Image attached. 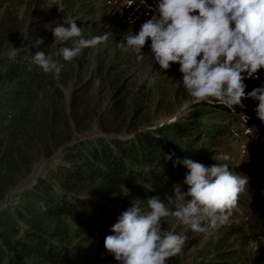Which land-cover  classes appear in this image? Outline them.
Returning <instances> with one entry per match:
<instances>
[{"label":"trees","instance_id":"1","mask_svg":"<svg viewBox=\"0 0 264 264\" xmlns=\"http://www.w3.org/2000/svg\"><path fill=\"white\" fill-rule=\"evenodd\" d=\"M77 1L63 0L60 10L48 9V0L0 3V264H118L104 247L112 225L136 199L142 209L150 197L163 201L187 171L179 164L174 167L173 161L193 160L185 156L183 145L196 142L193 132L198 127L191 124L198 115L190 116V123L177 119L137 133L151 122L144 117L145 109L157 113L163 103L152 90L124 92L123 68L131 65L132 57L108 64L97 55L92 65L98 48L85 49L72 61H62L58 76L39 71L32 62L39 51H56L51 29ZM79 1V7L86 2ZM27 3L35 5L31 11L36 15L31 23L18 24ZM75 23L86 38L98 35L96 25ZM177 80L166 77L169 102L186 93ZM107 92L108 103L99 98ZM173 152V160H165ZM40 160L46 162L45 178L28 191L29 201L15 213L2 207L10 190ZM182 251L165 264H179ZM225 258L213 264H230ZM201 264L210 263L203 259Z\"/></svg>","mask_w":264,"mask_h":264},{"label":"clouds","instance_id":"2","mask_svg":"<svg viewBox=\"0 0 264 264\" xmlns=\"http://www.w3.org/2000/svg\"><path fill=\"white\" fill-rule=\"evenodd\" d=\"M129 5H144L146 0H127ZM151 18L135 34L118 42L123 53L144 59L146 41L154 62L162 72L179 65L182 86L193 106L207 104L224 107L232 113L246 108L244 101L256 103L255 117L264 124V82L246 93L245 81L259 79L264 71V0H154ZM63 7V0H48V9ZM76 19L66 17L68 25L55 24L51 29L55 52H37L32 62L38 70L58 76L63 62H70L85 49L101 44L104 36L86 38ZM38 40V44L41 43ZM57 57L59 59H57ZM248 117L242 115L245 127ZM246 151V145L244 146ZM247 152V151H246ZM175 153L165 156L173 160ZM220 160H228L223 155ZM187 169L183 185L174 184L173 194L162 201L158 196L140 200L121 213L104 240L106 251L118 264H165L181 253L185 236L165 230L163 220L174 217L197 233H209L225 225L239 196L246 192L249 177L235 173L226 163L209 167L187 158H177ZM264 194V189H261ZM258 251L259 245L249 241Z\"/></svg>","mask_w":264,"mask_h":264},{"label":"rangeland","instance_id":"3","mask_svg":"<svg viewBox=\"0 0 264 264\" xmlns=\"http://www.w3.org/2000/svg\"><path fill=\"white\" fill-rule=\"evenodd\" d=\"M2 0H0L1 3ZM7 3H10V0H6ZM86 1L82 5H79V0L75 2L72 8H69V13L67 17H72L79 21V24H91L96 25L95 31L97 32V36L107 35V39L103 41L100 46L97 45L93 56V62L95 65L98 57L97 55H101L102 58L107 59V63L111 64L114 59L117 60H125L127 57H132L133 61L129 67H124L123 71V85L124 92L128 93H138V90L145 92L146 90H152L155 97H161L162 105H159L157 109L160 108V112L154 113L152 109L149 110L146 108L145 119L151 120L148 126L143 128H138L139 131L137 133H142L147 130H151L156 128L158 124L169 123L172 120L179 117L182 119L185 117L186 112L183 110H187L191 108V105L188 100V96L185 93L179 101L175 100L173 102H169L166 97L167 87L170 84L166 82V77L169 75H174L179 81L182 83L181 74L178 71L179 65L174 64L167 70L165 73L162 72L158 65L154 62L152 58V54L149 49L150 41H146L144 51V59L141 61H137L133 54L123 53L118 48V42L123 39L125 35L130 33H136L139 31V27L143 22L147 19L151 18L152 12L150 7H154V0H146L144 5H129L127 0H84ZM71 6V5H70ZM8 7V6H7ZM35 7L33 3H27L25 7V11L22 12L21 20L18 24L31 23L34 19L33 17L36 13H32V9ZM4 8H0V14H2ZM77 11V12H76ZM65 27V23L62 21L61 23ZM123 25L122 28H118L120 25ZM135 27V28H134ZM101 47V48H99ZM117 51H119L118 56ZM96 56V57H95ZM115 58H114V57ZM115 62V61H114ZM93 67V66H92ZM126 71V72H125ZM121 74V73H118ZM259 79L252 80L248 79L245 81L246 84V93L253 90L254 88L260 86L261 82H264V71L259 73ZM178 81V80H177ZM178 81V82H179ZM175 88L177 86H174ZM116 88V86H115ZM173 88V89H175ZM184 90V89H183ZM108 91V89H107ZM141 92V95H145ZM70 93V87L65 89L66 97ZM100 99H103L104 102L108 103L109 98H111L110 92L100 95ZM244 103L247 106L248 101ZM134 100L130 102V106L134 109L136 105H134ZM169 110L165 112V109ZM205 111L203 107L193 108L190 114H193L195 111ZM250 110V109H248ZM218 118L221 119L220 116L211 114V118L205 120V124L212 123H222L218 121ZM189 121V119H186ZM224 124V123H222ZM225 125V124H224ZM228 126L235 129L238 127L237 122L228 121ZM198 127L196 130H200ZM94 132V130H93ZM96 132V131H95ZM94 132V133H95ZM235 133V132H234ZM239 133V132H237ZM211 134V133H210ZM182 141H185L182 138ZM246 145V151L244 150V146ZM229 146V142L224 139H220L219 141L213 140L205 134L199 137L195 143H192L190 140H186L183 145V151L185 156L189 157L198 153L205 152L208 156L202 158L203 164L206 167L217 165L220 163H226L229 165V168L233 170L237 174L246 175L249 179H264V142L261 143L260 146H256V144H243L237 143L235 146L233 159L230 160H220L219 158L223 156L219 152H222L224 149H227ZM220 150V151H218ZM59 152V151H58ZM56 152L55 154H57ZM201 158V157H200ZM46 165L45 160H40L35 166L34 170L31 174L22 178L16 184V187L10 190L7 198L3 200L1 203L2 207H8L10 211L13 213L19 210V206L21 203L28 202V191L34 189L36 180L38 178L44 179L43 177V169ZM183 186L182 183L178 182ZM184 187V186H183ZM166 196H171L173 194L172 190H168L165 192ZM165 196V197H166ZM248 199V198H247ZM165 198H163V201ZM131 206L129 204L128 208ZM248 222L244 224L242 221L240 226L229 222L224 227H219L218 229H211L209 233H197L193 232L188 228V226L182 225L177 221L174 217L166 218L165 224L169 231H174L177 234L185 236V241L187 242L185 245V249L181 256L182 260L179 264H201V261L207 260L210 264L216 263L214 261L220 259L221 262H224V258L226 255L231 252L234 255H230L225 260H234L235 259H243L244 264H260L257 260V253L252 257L251 251L248 249L249 241H255L256 239H260V241L264 243V218H255L252 214L248 218ZM260 243V242H258ZM264 245V244H263ZM245 247V250L243 248ZM223 253L224 256L222 258H216L217 254Z\"/></svg>","mask_w":264,"mask_h":264}]
</instances>
